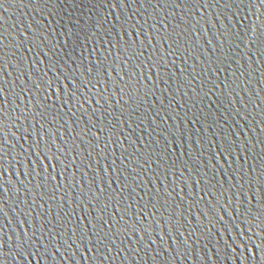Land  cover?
<instances>
[{
	"label": "water",
	"instance_id": "obj_1",
	"mask_svg": "<svg viewBox=\"0 0 264 264\" xmlns=\"http://www.w3.org/2000/svg\"><path fill=\"white\" fill-rule=\"evenodd\" d=\"M0 264H264V4L0 0Z\"/></svg>",
	"mask_w": 264,
	"mask_h": 264
},
{
	"label": "snow or ice",
	"instance_id": "obj_2",
	"mask_svg": "<svg viewBox=\"0 0 264 264\" xmlns=\"http://www.w3.org/2000/svg\"><path fill=\"white\" fill-rule=\"evenodd\" d=\"M261 4H264V0H260Z\"/></svg>",
	"mask_w": 264,
	"mask_h": 264
}]
</instances>
